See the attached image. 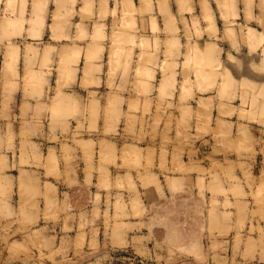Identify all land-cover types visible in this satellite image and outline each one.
I'll list each match as a JSON object with an SVG mask.
<instances>
[{"label":"rangeland","instance_id":"1","mask_svg":"<svg viewBox=\"0 0 264 264\" xmlns=\"http://www.w3.org/2000/svg\"><path fill=\"white\" fill-rule=\"evenodd\" d=\"M198 26H264V0H0V155L47 150L55 181L0 174V264H264V88L226 96L215 48L198 77Z\"/></svg>","mask_w":264,"mask_h":264},{"label":"crops","instance_id":"2","mask_svg":"<svg viewBox=\"0 0 264 264\" xmlns=\"http://www.w3.org/2000/svg\"><path fill=\"white\" fill-rule=\"evenodd\" d=\"M7 19H9V23L10 22L13 23V21L17 20V18H13V15ZM198 27H199V30L201 32V34H200L201 38L200 39L198 38L196 40L195 44H193V45L197 46V49H198L197 61H199V63L202 64L198 68V77L210 78L209 76H203L201 74V71L203 69L207 70L208 68L213 69L212 67L215 64L216 59H218L217 58L218 56L214 54L213 49L215 48V49H217V51L223 52V54L221 53V58L218 61H219V65H220V75H222V73H226L225 79H224V80H227V82H228V86L226 87V92H225L226 96H229V97L239 96L240 92H241L240 88H241L242 83L247 85V86L251 85L252 87L259 86V87L264 88V53H263L264 52V26H239V27L238 26H233V27L232 26L231 27L209 26L212 28L214 33H216L215 36H208L205 33L207 26H198ZM91 29L92 28L90 26V30ZM180 29H181V27H180ZM29 30H30V28H29L28 24L23 25V27L21 28V31L23 32V36H25V37H23L24 39L17 37V38L12 40V44L14 46H17L18 48H20L22 50V47L24 48L25 44H29L30 42H31V45H33V46H36V44L38 45L40 43V42H38V40H42V38H44V36L46 35V31L41 30V34H40L41 37L40 38H30L28 35ZM87 30H88V28H87ZM247 30H249V31L251 30V32H253L256 35V38L252 39L251 37H249ZM74 31H75V28L73 26H71L69 28V33H68V35L70 37L69 43L54 40L53 44H51V45L53 47L82 46L83 44H80L78 41H76V42L73 41L74 39L72 37L74 35ZM254 31H256V33ZM88 32L90 34V31H88ZM240 32L243 35H240L241 34ZM245 33H246V35H245ZM226 35H228V38H227L228 40L226 39ZM24 41H25V43H23ZM86 44L87 45L91 44V40H89L88 37L86 38ZM5 45H7V44H5ZM107 46H110V44L108 43ZM37 47L40 48V45ZM183 48H184V46H182V50H183ZM203 48L205 49L204 51L202 50ZM254 49H255V51H254ZM237 51H239L240 53H237ZM103 54H106V63L104 64V67H103V77H105L104 74L107 70V63H108L107 59H108L109 49L104 51ZM134 54H135V56H137L138 52L134 51ZM228 57H230V58L228 59ZM135 59H136V57H135ZM181 59L182 58H180V61L183 62V60H181ZM230 59H232V60H230ZM60 60H61V57L57 53H55L53 55V77H54V79H57V77H58L57 68H58V64H59ZM82 60H83V53L81 55V61ZM163 61H162V59H160L159 62L155 66V69H154L155 73L154 74H155L156 78L161 77V69L159 71V67L161 68V65L163 66ZM24 62H25L24 55L20 54L19 59H18V64H19L18 68L19 69L17 71V75H16V73H14V74L8 75L7 78H10V79L19 78V79H21L24 76H26V72L23 68ZM161 62H162V64H161ZM231 62L233 64H231ZM119 63H122V62H119ZM135 63H136V60H133V65H135ZM38 64H39V60H35V65L32 68V70L30 71L31 73L28 74L29 77H31V75L33 77L41 76L42 72L39 70ZM254 67H256V71L254 70ZM239 68L241 70H239ZM134 72H135V69L133 67L131 69L132 75ZM132 75H129V77H132ZM220 75L216 76V78H218V82L215 83V87H214L215 88L214 95L216 94V96L218 93L217 91H218L219 85L226 86L220 82V79H221ZM195 76L196 75L194 73H192L191 75L189 74L190 79L195 78ZM117 77L120 78V77H123V75L118 73ZM180 77H181V74H178L177 78H180ZM204 85H205V88L208 87V86H206V84H204ZM251 86H248V87H251ZM208 88H210V87H208ZM245 92L247 94L251 93V91H248V90H246ZM230 99H232V98H230ZM250 101H251V99H250ZM229 102H230L229 104L231 106L237 108V110H238L240 104L238 105L239 102L237 100L233 99V100H230ZM17 111H19V110H17ZM32 111H33V107H31L30 110L27 112L28 117L30 115H32ZM42 116H45V115L43 114ZM28 125H34V123L28 122ZM47 154H48L47 150L40 153L39 157L41 159V162H40L41 166L33 167V166L20 164L18 155L14 158L12 156V154H9L8 152L2 153L0 155V160H1V165H2L1 168L3 169V171H1L0 174L4 175V176H11V177L13 176L14 177V176L18 175V173L20 171H24L26 173H30L33 175L38 174L40 177H42L41 183L50 182L53 184L55 181L52 178H47L48 179L47 181L43 180V177L45 178V175L47 173V169L45 166ZM25 158L28 159L29 161H32V159H33L31 154H29V153L27 154V156ZM17 189H18L17 183L15 182L13 190H17ZM39 203H40L39 206L43 205L42 200Z\"/></svg>","mask_w":264,"mask_h":264},{"label":"bare ground","instance_id":"3","mask_svg":"<svg viewBox=\"0 0 264 264\" xmlns=\"http://www.w3.org/2000/svg\"><path fill=\"white\" fill-rule=\"evenodd\" d=\"M227 27H231V26H227ZM232 27H233V26H232ZM238 27H239V26H238ZM249 28H250V27H249ZM172 29H173V28H172ZM172 29H171V30H172ZM239 29H240V28H239ZM239 29H238V30H239ZM169 31H170V30H169ZM240 31H241V30H240ZM247 31H248V30H247ZM247 31H246V32H247ZM172 32H173V31H171L170 33H172ZM174 32H175V31H174ZM167 33H168V32H167ZM170 33H169V34H170ZM175 33H176V32H175ZM177 33H178V32H177ZM184 33H185V31H184ZM240 33H241V32H240ZM240 33H239V34H240ZM248 33L254 35V33L251 32V31L248 32ZM172 34H173V33H172ZM191 34H192V33H191ZM173 35H174V34H173ZM173 35H171V36H173ZM240 35H243V34L241 33ZM245 35H246V33H245ZM175 36H176V35H175ZM173 37H174V36H173ZM171 38H172V37H171ZM223 38H224V37H223ZM171 40H172V39H171ZM173 40H174V39H173ZM174 41H175V40H174ZM176 41H177V40H176ZM186 42H188V41L186 40ZM186 44H187V43H186ZM208 44H209V43H208ZM189 45H190V44H189ZM205 45H206V44H205ZM205 45H204V46H205ZM186 46H187V45H185V47H186ZM194 46H195V45H194ZM204 46H203V47H204ZM216 48H217V47H216ZM184 49H186V48H184ZM200 49H201V48H200ZM202 50L204 51L205 49L203 48ZM215 51H216V50H215ZM168 55H169V54H168ZM166 56H167V54H166ZM166 56H165V57H166ZM169 56H170V55H169ZM148 100H149V99H148ZM143 101H144V100H143ZM142 113H143V112H142ZM143 115H144V114H143ZM140 117H142V116H140ZM146 118H147V116H146ZM47 166H48V164H47ZM49 166H50V165H49ZM51 166H52V165H51Z\"/></svg>","mask_w":264,"mask_h":264}]
</instances>
